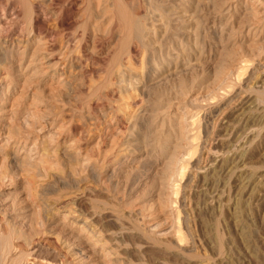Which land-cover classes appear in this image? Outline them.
I'll use <instances>...</instances> for the list:
<instances>
[{
    "label": "rangeland",
    "instance_id": "obj_1",
    "mask_svg": "<svg viewBox=\"0 0 264 264\" xmlns=\"http://www.w3.org/2000/svg\"><path fill=\"white\" fill-rule=\"evenodd\" d=\"M183 1L0 0L4 264H264V0Z\"/></svg>",
    "mask_w": 264,
    "mask_h": 264
},
{
    "label": "bare ground",
    "instance_id": "obj_2",
    "mask_svg": "<svg viewBox=\"0 0 264 264\" xmlns=\"http://www.w3.org/2000/svg\"><path fill=\"white\" fill-rule=\"evenodd\" d=\"M175 1H177L178 3H181V1H183V0H175ZM192 1V0H191ZM184 2V1H183ZM197 2V1H196ZM222 2V1H221ZM177 4V3H176ZM68 6V5H67ZM70 6V5H69ZM174 6V5H173ZM177 6V5H176ZM36 7V6H35ZM192 7V6H191ZM66 8V7H65ZM175 8V7H174ZM177 9H174L170 14L172 15V16H174L173 18H175V20L177 19V20H181L182 21V23H190V21H191V19H190V17L189 16H187V15H190V14H186L185 12H184V10L182 11V10H179L178 9V7H176ZM228 10V8H225V10ZM59 10V9H58ZM193 11V10H192ZM251 11V10H250ZM65 12L67 13V12H69V8H67V9H65ZM228 13V12H227ZM247 15V14H246ZM167 16H169V14L167 15ZM250 16V15H249ZM66 17V16H65ZM157 17V16H156ZM170 18V17H169ZM160 20H161V18H159ZM158 19V20H159ZM146 20V19H145ZM160 20H159V22H160ZM173 20V19H172ZM156 21V20H155ZM155 23V22H154ZM64 24V23H63ZM149 24V23H148ZM261 24V23H260ZM162 25H164V23L162 24ZM161 23H159L158 24V27L159 28H161ZM192 26V25H191ZM61 27V26H60ZM62 27H64L63 25H62ZM141 28V30L142 29H144L145 27H140ZM61 29V28H60ZM67 29H69L68 28V26L67 27H64V29L62 30V32H61V34H59V33H57L55 30H51V29H49L46 25H45V17H43V18H41V19H38V18H33V20H32V23H31V30H30V34H32V37L30 38H28L27 40H26V45H28V47L29 46H31L32 44H34L35 43V45L37 46V44L38 43H41V44H45V43H49L48 44V53H49V55L47 54V55H43V56H41V58H39V61L40 60H42L43 62H41L42 64H45V66L46 67H49V66H47L48 64H50V63H53L55 60H56V56H57V62H60V60H61V57L63 56V53H60L59 52V48H60V46H62V45H60V46H58L57 44H52L53 42H54V39H55V37H61V40L60 41H62V44H64V47L63 48H65V51H66V49H68L69 47H72V39H69V37H68V30ZM152 25L151 24H149L148 25V27L147 28H145L144 29V32L142 31V35H144V36H148L150 33H151V31H152ZM164 29V28H163ZM191 30H193V29H191ZM253 28L250 30V28H248V30H247V32L248 31H252V33H253ZM184 31V30H183ZM255 31V30H254ZM2 33V32H1ZM144 33V34H143ZM47 34V36L48 37H50V39L49 40H44L45 39V37H43L44 35H46ZM162 34V33H161ZM245 34V33H244ZM254 34V33H253ZM192 35V34H191ZM39 36H41V37H39ZM21 37V36H20ZM43 37V38H42ZM195 37V36H194ZM5 38V37H4ZM14 42V41H13ZM17 42H19L18 40H17ZM24 42V41H23ZM43 42V43H42ZM3 43V42H2ZM24 44H25V42H24ZM25 45V46H26ZM57 45V46H56ZM24 46V45H23ZM35 46V47H36ZM47 46V45H46ZM24 49V48H23ZM38 49V48H37ZM26 50V49H25ZM39 50V49H38ZM33 51V50H32ZM34 51H37V50H34ZM35 53V52H34ZM34 53H31V55L32 54H34ZM33 57V56H32ZM32 57H30L31 59H32ZM29 58V59H30ZM62 58H64V56L62 57ZM31 59H30V61L29 62H31ZM38 61V60H37ZM34 61H32L31 63H33ZM31 63H28V64H31ZM245 63H246V61H245ZM243 64L244 66H242V72H243V70L246 72V70H248V67H251L250 65L248 66V65H246V64ZM249 63V62H248ZM26 67H28V65L26 66ZM38 69V68H37ZM36 69V70H37ZM35 70V69H34ZM44 70V69H43ZM32 71V70H31ZM241 72V71H240ZM38 73V72H37ZM127 74V73H126ZM124 75V74H123ZM244 75V74H243ZM256 76V75H255ZM263 78V77H262ZM116 79H117V77H116ZM121 79V78H120ZM262 80H264V79H262ZM262 82V81H261ZM260 82V83H261ZM120 83V82H119ZM260 88V87H259ZM131 90V89H130ZM134 101V100H133ZM248 101V100H247ZM128 105H130V104H128ZM132 105V104H131ZM135 106V105H134ZM131 115V114H130ZM129 115V116H130ZM133 115V114H132ZM250 116V115H249ZM129 120V119H128ZM224 120V119H223ZM198 124V123H197ZM125 125H126V123H125ZM134 125V124H133ZM243 133V132H242ZM236 145V144H235ZM233 149V148H232ZM235 155V154H234ZM236 156V155H235ZM230 159V158H229ZM234 159V158H233ZM211 173V172H210ZM177 200V199H176ZM178 240V239H177ZM180 243V242H179ZM43 246V245H42ZM71 246V245H70ZM4 250H6V249H4ZM1 252V251H0ZM6 251H4V253H5ZM11 252V251H10ZM18 252V251H17ZM21 252V251H20ZM22 254V253H21ZM24 254V253H23ZM70 254V253H69ZM2 255V253H0V256ZM28 258L31 260V262H27L26 264H64V262H66V260H65V256H63V255H61V258H59L56 254L54 255V254H51V253H49V252H47V251H45V250H43L42 249V247L40 246H35V247H32V248H30V250H29V252H28ZM77 253H72L71 252V254L69 255V258H70V256L72 257V262H74V263H77L78 261H80L81 259H79L78 257H77ZM80 255H83L81 252H80ZM25 256V255H24ZM88 256V255H87ZM5 257V256H4ZM3 257V258H4ZM17 257V256H16ZM2 258V257H1ZM0 258V264H4L5 263V260L7 259V258H4V259H1ZM13 258V257H12ZM14 259H15V257H14ZM13 259V260H14ZM29 260V261H30ZM7 261V260H6ZM8 261H9V259H8ZM13 262V261H12ZM14 262H16V261H14ZM68 262V261H67ZM7 263V262H6ZM72 264V263H71Z\"/></svg>",
    "mask_w": 264,
    "mask_h": 264
}]
</instances>
